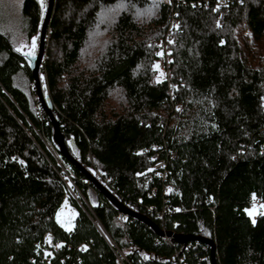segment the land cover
<instances>
[{
    "label": "trees",
    "instance_id": "obj_1",
    "mask_svg": "<svg viewBox=\"0 0 264 264\" xmlns=\"http://www.w3.org/2000/svg\"><path fill=\"white\" fill-rule=\"evenodd\" d=\"M198 1L53 0L40 93L67 152L120 202L162 230L209 237L216 264H264V215L246 212L264 205V0ZM44 2L21 1L25 46L38 39ZM171 13L168 88L153 79L154 42ZM12 37L0 29V264L40 262L46 232V264H120L87 213L130 264H175L176 253L210 264L207 243L165 239L120 212L58 151L30 48ZM45 141L70 167L77 198ZM155 152L162 178L146 170ZM64 197L72 231L54 218Z\"/></svg>",
    "mask_w": 264,
    "mask_h": 264
},
{
    "label": "built area",
    "instance_id": "obj_2",
    "mask_svg": "<svg viewBox=\"0 0 264 264\" xmlns=\"http://www.w3.org/2000/svg\"><path fill=\"white\" fill-rule=\"evenodd\" d=\"M179 1L184 2V0H179ZM238 1L240 2L241 0H238ZM189 2L191 4L195 3L196 5L197 4L199 5V3H200V1H198V0H196V1L195 0H189ZM206 2H207V0H203L204 5H206ZM226 2H227L226 0H214L212 7L213 8L220 7L224 4H226ZM222 17H223V13L221 10H219L218 14H217V19H216L217 24L222 23ZM175 22H176L175 15H174V13H171L170 16L168 17L167 24L164 27V30H163L161 36L154 42V44L156 46L155 62H156V64L159 65V72L164 73V76L160 77V78L165 79L167 81L168 88H170L172 85L170 80H169L170 79V69H169V44L170 43H169V41H172V39H173V28H174L173 26L175 25ZM157 53H163V54L157 55ZM155 70L157 71L156 68H155ZM261 104L264 106V100H262ZM51 149H52V147H51ZM52 150L56 153V151L54 149H52ZM56 155L58 156L57 158L54 155L53 156H54V158H55V160L59 166V169H60L59 175L61 176L67 190L71 194H73L72 187H74V183H73V179H72L71 169L68 166V164H66L64 161H62V159L59 157V155L57 153H56ZM174 155H175V153L172 149L167 150V156L169 158L173 157ZM152 158H153V161H152V163H150L146 167V170L155 169L157 174L162 178L166 172V170H165V157L160 155L158 152H155L153 154ZM64 177L68 180V182H66V179ZM73 196L75 198H77L76 195L73 194ZM79 196L82 198L81 194H79ZM69 207H70V204L68 203L67 199L64 197L62 199V201L60 202V205L56 208L55 213H54L55 220L66 231H68L66 225L70 222V224L72 226L73 225V218H74V214H71V215L69 214V210H68ZM58 213L60 214L59 215V221L60 222H58V220H57V214ZM87 214H88V217L90 218V220L92 221V223L97 227L99 232L103 235V237L107 241L108 245L112 249V251H113L114 255L116 256V258L118 259V261L121 264H130V261L126 258L123 251L110 239V237L104 231V229L102 228V226L99 223V221L97 220V218L94 215H91L89 213H87ZM49 237H50V234L48 232H46V233H44V235L42 237L43 242L41 244L35 243V248L40 250V252H41V261L37 262V263H33V264H46V262H47V255H46L47 254V248L46 247L51 245V243L48 242ZM163 237L165 239L169 238V236H166V235H163ZM176 258H177V262L175 264H186V262L182 259V253H180V254L176 253Z\"/></svg>",
    "mask_w": 264,
    "mask_h": 264
},
{
    "label": "water",
    "instance_id": "obj_3",
    "mask_svg": "<svg viewBox=\"0 0 264 264\" xmlns=\"http://www.w3.org/2000/svg\"><path fill=\"white\" fill-rule=\"evenodd\" d=\"M53 0H46L44 2V14L42 16V21L39 29L38 34V43L35 51L34 56L28 57L29 66L32 71L33 79L35 81L36 90L38 93V96L40 98L42 106L47 111L49 118L52 123V139L54 143L57 146L58 151L67 159L69 160L74 166H76L81 172L84 173V175L89 178L96 188L122 213L132 215L136 217L137 219H140L146 223H148L158 234H165L168 235L172 240L178 241V242H185L189 239H196L199 241H202L204 243H207L209 245V259L210 264H216L214 259V244L213 241L207 237L202 235H195L192 233H176L172 230H162L158 228L153 222H151L143 213L137 212L131 208H128L126 205H124L122 202H120L107 188H105L96 178L93 176L89 171H87L80 162H78L75 158L71 157L70 154L67 152L62 134L59 131L57 119L52 115V113L49 111L48 106L44 103V100L42 98V95L40 93V87H39V81H38V74L37 70L40 64V60L42 58L43 50H44V32H45V24L48 19L50 9L52 6Z\"/></svg>",
    "mask_w": 264,
    "mask_h": 264
},
{
    "label": "rangeland",
    "instance_id": "obj_4",
    "mask_svg": "<svg viewBox=\"0 0 264 264\" xmlns=\"http://www.w3.org/2000/svg\"><path fill=\"white\" fill-rule=\"evenodd\" d=\"M21 1L22 0H0V29L8 32L9 35L10 34L13 35L12 39H14V42L16 45H18L20 47H24L26 42L24 40V34L25 33H24L23 28H22L24 24L22 22V17H21V13H20ZM38 1L43 2L46 0H38ZM17 25H18V28H17ZM37 43H38V39L36 38V45H37ZM30 45L31 46L26 45L25 47H29L30 49H28V50H31L32 42L30 43ZM154 65H157L155 61H154ZM158 77L160 78L159 69L157 71H155L153 79L154 78L158 79ZM45 145L48 147V149L51 150V153L57 158L58 156L51 149V145L48 144L47 142H45ZM66 182H68L67 179H66ZM74 195H77L75 191H74ZM81 202H82V200H81ZM253 205H255L256 209L259 210L258 208H259L260 204L256 201L251 202V204L248 207H246V210L252 209ZM68 210H69L70 215L74 211V209L71 205H70ZM262 210H264V208H262ZM250 217L252 218L253 216H250Z\"/></svg>",
    "mask_w": 264,
    "mask_h": 264
},
{
    "label": "snow or ice",
    "instance_id": "obj_5",
    "mask_svg": "<svg viewBox=\"0 0 264 264\" xmlns=\"http://www.w3.org/2000/svg\"><path fill=\"white\" fill-rule=\"evenodd\" d=\"M42 6H43V3H42ZM173 27H176V28H178L179 26L178 25H174ZM169 43H172V41H169ZM35 47H36V37H33L32 38V47H31V50L29 51V52H27V53H25V55H29V56H34L35 55ZM17 51H20V49L18 48V49H16ZM163 53H157V55H162ZM157 70L159 69V65L157 64V65H155L154 66ZM164 76V73L163 72H161L160 73V77H163ZM157 82H160V78L158 77V79H157ZM253 199H255V196H253ZM260 208H264V205H260ZM177 211H179V209L177 210ZM247 211V213H248V215L249 216H254V215H256V214H259V215H264V212H259L257 209H256V206L255 205H253V208L252 209H247L246 210ZM59 213L57 214V220H58V222H60L59 221ZM253 223H255V219H253ZM66 227H67V230L68 231H72V226H71V224H70V222L66 225ZM48 242L49 243H51V237H49L48 238ZM57 247H60V246H62V245H56Z\"/></svg>",
    "mask_w": 264,
    "mask_h": 264
},
{
    "label": "crops",
    "instance_id": "obj_6",
    "mask_svg": "<svg viewBox=\"0 0 264 264\" xmlns=\"http://www.w3.org/2000/svg\"><path fill=\"white\" fill-rule=\"evenodd\" d=\"M74 209V208H73ZM75 213H76V211H75V209H74V211H73V213L72 214H74L75 215Z\"/></svg>",
    "mask_w": 264,
    "mask_h": 264
}]
</instances>
